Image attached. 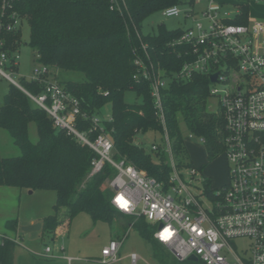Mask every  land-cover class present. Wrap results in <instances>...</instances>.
I'll return each mask as SVG.
<instances>
[{
  "label": "trees",
  "instance_id": "1",
  "mask_svg": "<svg viewBox=\"0 0 264 264\" xmlns=\"http://www.w3.org/2000/svg\"><path fill=\"white\" fill-rule=\"evenodd\" d=\"M112 1L0 0V53H7L12 61L18 57L20 33L8 32L6 27L14 17L27 22L31 29L29 47L37 62L80 99L84 112L99 115L106 104H111L113 121L106 128L115 145V158L125 159L147 176L167 182L173 169L166 151L165 129L156 114L150 83L134 79L135 49L143 53L141 44L146 45L158 72L170 80L161 95L171 154L178 168L193 166L185 133L204 142L210 159L222 153L225 121L208 109L209 75L198 74L188 80L176 78L183 60L177 58L168 42L181 30L169 32L162 25L157 34L143 36L141 25L147 17L180 5L182 0H118L115 10L111 9ZM242 10L244 18L235 24L247 22L250 10L246 6ZM17 66L12 65V70H17ZM61 73H74L81 78L58 80ZM20 85L34 95L43 92V86L32 80L23 79ZM127 91L135 92L141 101L128 103ZM31 124L37 127L35 143L30 138ZM89 128V123L79 120V130ZM0 129L7 131L20 150L15 157H3L0 152V186L54 191L57 195L54 214L42 222L44 239L81 213L89 214L94 222L109 223L117 214L124 215L112 205V193L106 185L115 176V169L107 165L84 183L97 154L57 129L49 115L13 84L0 107ZM150 131L160 134L161 143L154 142L157 150L152 148L148 152L136 143V138ZM129 218L134 222V229L151 241L155 256L162 264H188L176 260L154 238V227L145 218ZM5 228L10 233L3 234L0 264H14L18 243L8 234H18V221L8 220Z\"/></svg>",
  "mask_w": 264,
  "mask_h": 264
},
{
  "label": "built area",
  "instance_id": "2",
  "mask_svg": "<svg viewBox=\"0 0 264 264\" xmlns=\"http://www.w3.org/2000/svg\"><path fill=\"white\" fill-rule=\"evenodd\" d=\"M117 2L112 1V10L116 9ZM205 2L210 6L203 13V20L198 21L194 11L186 12L185 18L192 19L193 27L181 30L168 42V47L183 60L177 79L188 80L198 74L209 75L211 79L217 75V81H211L210 99H216L214 112L225 121L223 144L229 163V181L223 189L211 190L208 180L195 167L189 169V184L180 174L171 154L161 95L170 80L158 72L146 45L141 44L143 53L139 52L140 49L134 51L137 67L134 79L148 81L151 85L173 169L167 182L147 176L125 159H116L115 145L106 128L113 118L104 122L98 114L84 112L79 98L57 80L50 79L52 73L49 69L41 66L34 70L30 80L43 86V92L34 95L6 73L9 65L11 68L18 65V57L12 61L7 53L1 52L0 77L22 89L49 115L57 129L97 154L92 161L90 178L101 173L107 165L115 169V176L106 182L112 193V205L126 216L145 218L156 228L154 238L176 260L191 262L189 259L196 257L195 264H264V21L252 17L249 11L245 24L234 23L244 18L242 5H264V0L239 1L235 13L223 10L222 4L215 3V0H190L192 4ZM162 12L167 18L182 15L179 5ZM20 23V19L14 17L6 30L16 31ZM79 120L89 123L90 128L79 130ZM189 137L194 138L193 135ZM153 150H157V146H153ZM197 181L205 186L202 195L212 201V205H204L203 200L192 192L191 187ZM126 237L111 240L102 249L97 262H118ZM236 239L250 241L251 248L246 256H240L232 248L230 242ZM3 243L4 236L0 234V245ZM61 251L65 253L64 248ZM42 257L58 258L49 246ZM130 258L132 264L140 260L137 253H132ZM62 259L65 264L80 260L69 256Z\"/></svg>",
  "mask_w": 264,
  "mask_h": 264
},
{
  "label": "rangeland",
  "instance_id": "3",
  "mask_svg": "<svg viewBox=\"0 0 264 264\" xmlns=\"http://www.w3.org/2000/svg\"><path fill=\"white\" fill-rule=\"evenodd\" d=\"M179 5L182 15L179 18H167L163 16V12H156L147 17L142 25L143 36L148 37L159 32L160 26L164 25L169 32L187 30L193 27L192 19L185 18V13L194 11L198 21L203 20V13L209 9L210 3L192 4L190 0ZM217 4H222L223 10L230 13L237 12L236 4L239 1L245 0H215ZM244 5H242V8ZM251 11L252 17L264 21V5L252 3L251 6H246ZM17 32L20 33L21 48L17 55V70H12L9 65L6 73L14 77V81L22 84L23 79L30 80L34 75V70L40 68L41 65L37 62L34 52L29 47L31 39V29L27 22H21L17 27ZM17 38V40H19ZM19 40V41H20ZM81 78V75L74 73H61L58 80ZM51 80L54 77H50ZM8 79L0 77V107L4 104V97L11 86ZM125 100L128 103H136L141 101L137 94L133 91L125 93ZM216 99H209L208 109L216 111ZM101 121H109L112 118V106L106 104L99 113ZM185 142L189 154L190 163L193 166L179 168V172L183 175L187 184L190 183L188 176L189 169L195 167L199 169L204 177L210 183L211 190H220L226 187L229 181V163L224 151L218 154L215 158L210 159L209 153L204 142L197 137L190 138L189 134L185 133ZM30 138L32 142H37L38 132L35 124L30 125ZM137 141L146 151L151 152L153 143H161L160 134L150 131L146 134H138ZM0 152L3 157H15L20 154L19 148L14 144L12 138L7 131L0 129ZM155 158V157H154ZM90 174L84 180V183L89 181ZM107 185V184H106ZM205 186L197 181L195 186L191 187L192 192L197 195L199 200H203L204 205H212L203 194ZM26 189L15 187L0 186V219L17 220L18 224L22 223L25 218L34 216L43 222V220L54 214V205L57 201V195L54 191L36 190L33 194ZM133 220L127 216L117 214L112 223L98 221L94 222L91 216L87 213H81L74 217L70 224L64 222L60 225L48 238L42 236V232H34L26 234L20 230L18 234L11 233L10 236L17 240L16 264H32L35 256L39 257L44 253L47 246L53 250H60L57 261H49L52 264H62L64 256L80 259L75 264H99L97 259L101 257L102 249L109 245L111 240L123 239L122 249L119 255V261L114 264H132L130 255L137 253L140 260L136 264H162L155 256V250L151 241L145 238L141 233L130 228ZM2 228L0 229V231ZM153 232L156 231L154 227ZM232 248L242 257L246 256L250 251L251 243L247 239H236L230 242ZM65 249V253L61 251ZM32 256V258L30 257ZM63 261H62V260ZM41 261V260H39ZM46 263L41 261L39 264ZM54 262V263H53ZM195 264L194 262H185Z\"/></svg>",
  "mask_w": 264,
  "mask_h": 264
},
{
  "label": "crops",
  "instance_id": "4",
  "mask_svg": "<svg viewBox=\"0 0 264 264\" xmlns=\"http://www.w3.org/2000/svg\"><path fill=\"white\" fill-rule=\"evenodd\" d=\"M34 192V191H33ZM33 192L32 193H30V194H33ZM41 219H39V218H37V217H34V216H31V217H28V218H25V220L24 221H22V223H20V224H18L19 225V230H20V228L21 227H23V226H28V225H33V224H37V223H42L41 221H40ZM8 220L6 219V218H2V219H0V229L2 228V230L0 231V234H6V233H10V232H7V230H6V228H5V224H6V222H7ZM9 236H10V234H8ZM18 247V246H17ZM106 247V246H105ZM53 249V248H52ZM61 250H62V248H61ZM53 253L55 254V255H57L58 256V254L60 253V250H53ZM16 254H17V248H16V250H15V256H14V264H16ZM42 254H44V253H42ZM42 254L39 256V257H37V256H35L34 258H33V261L34 262H32V264H39V262H41L42 260L43 261H46V263H43L42 262V264H50V263H48L49 261H57V260H59L60 258H54V259H52V258H43L42 257ZM31 258H32V256H30ZM59 257V256H58ZM39 260H41V261H39ZM62 260V259H61ZM63 261V260H62ZM78 262V261H77ZM54 263V262H53ZM52 264V263H51ZM62 264H65V261L64 262H62Z\"/></svg>",
  "mask_w": 264,
  "mask_h": 264
},
{
  "label": "water",
  "instance_id": "5",
  "mask_svg": "<svg viewBox=\"0 0 264 264\" xmlns=\"http://www.w3.org/2000/svg\"><path fill=\"white\" fill-rule=\"evenodd\" d=\"M211 81L213 83H215L217 81V75L212 76L211 77ZM32 192L33 191H31L30 193H32ZM42 227H43L42 223H37V224H33V225L23 226V227H21V231L26 233V234L34 233V232H41ZM189 260L191 262H196L197 258L196 257H191Z\"/></svg>",
  "mask_w": 264,
  "mask_h": 264
}]
</instances>
